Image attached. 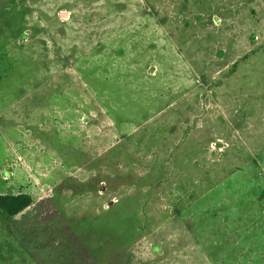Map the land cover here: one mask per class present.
Here are the masks:
<instances>
[{
	"label": "rangeland",
	"instance_id": "1",
	"mask_svg": "<svg viewBox=\"0 0 264 264\" xmlns=\"http://www.w3.org/2000/svg\"><path fill=\"white\" fill-rule=\"evenodd\" d=\"M149 3L0 0L21 261L264 264V0Z\"/></svg>",
	"mask_w": 264,
	"mask_h": 264
},
{
	"label": "trees",
	"instance_id": "2",
	"mask_svg": "<svg viewBox=\"0 0 264 264\" xmlns=\"http://www.w3.org/2000/svg\"><path fill=\"white\" fill-rule=\"evenodd\" d=\"M149 5V0H145ZM157 12V11H156ZM158 14V13H157ZM166 19L162 18L161 22H165ZM254 37V35H252ZM237 67L236 64L232 66L230 69V73L235 71ZM203 79L208 81V79L204 76ZM92 78L86 80V83H91ZM83 86V85H82ZM119 121V120H118ZM218 145H221L220 142H217ZM33 204V199L28 193H18V194H5L0 193V212L7 217V219H0V264H31L30 259L26 258L25 261H21L19 252H23L22 246L18 240L14 236V233L7 230L4 223L9 222L8 219L15 217L19 213L23 212L25 209L30 207ZM14 257L15 261L11 262L10 258ZM49 257V255H47ZM50 258V257H49ZM34 264H40L39 262H35ZM46 264V263H44Z\"/></svg>",
	"mask_w": 264,
	"mask_h": 264
}]
</instances>
